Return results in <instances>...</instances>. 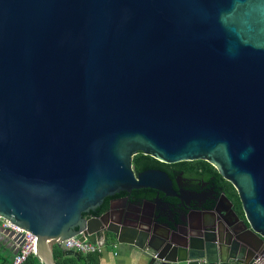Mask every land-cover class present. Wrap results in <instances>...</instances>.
Segmentation results:
<instances>
[{"label":"water","instance_id":"1","mask_svg":"<svg viewBox=\"0 0 264 264\" xmlns=\"http://www.w3.org/2000/svg\"><path fill=\"white\" fill-rule=\"evenodd\" d=\"M137 153L207 161L243 215L223 192L165 221L141 198L114 208L179 197ZM0 217L44 264L79 257L60 243L76 235L150 264H264V0H0Z\"/></svg>","mask_w":264,"mask_h":264},{"label":"flooded vegetation","instance_id":"2","mask_svg":"<svg viewBox=\"0 0 264 264\" xmlns=\"http://www.w3.org/2000/svg\"><path fill=\"white\" fill-rule=\"evenodd\" d=\"M172 163H165L166 166H163L165 169H161L163 171L171 172L170 176L174 181V188L178 190L179 197L176 196H164L161 192L158 193V196L161 197V200H156L154 197L157 195V191L150 189L154 193L150 192L151 196H143L144 198H153V203L147 202L143 197L141 198V206L145 211L148 213L152 209L154 215L158 216V218L162 221H165L166 218H176L177 215H182L185 212V209H190L195 207H210L213 205L212 198L214 196L219 195L220 193L215 188L216 185L211 181L205 179L201 175H196L195 171L201 170L198 168L193 169H174L170 165ZM149 168H156V167H149ZM148 169V168H147ZM168 170V171H167ZM190 170V171H189ZM169 175V173H168ZM122 196H129L133 198L132 193L125 194ZM116 199H113L115 198ZM111 198L113 199L112 205L118 204L117 198L115 196ZM233 207V205H232ZM234 209V207H233ZM218 215L224 216L225 210L223 204L218 205ZM189 218H193L195 220L196 215L193 211H190Z\"/></svg>","mask_w":264,"mask_h":264},{"label":"trees","instance_id":"3","mask_svg":"<svg viewBox=\"0 0 264 264\" xmlns=\"http://www.w3.org/2000/svg\"><path fill=\"white\" fill-rule=\"evenodd\" d=\"M165 165V162H161L153 157H151L150 155H145L142 153H137L136 155H134L132 157V166L134 168V171L140 172L143 171L149 167H156V168H161V169H165L163 166ZM172 166V168L174 169H193V168H198L201 170H197L195 171L196 175H201L203 176L205 179L211 181L212 183H214L216 185V189L218 190L219 193L223 192L233 203V207L235 209V211L238 212V214L240 216H242V211H241V206H240V202H239V198L237 196L236 190L234 189V187L232 186V184L230 182H228L227 180L223 179L222 176L218 173V171L216 170V168L214 166H212L210 163H208L205 160H192V161H180V162H176V163H172L170 164ZM168 171V170H167ZM190 171V170H189ZM169 176L171 175V172L168 171ZM150 192H152L150 190V188H141V189H133L130 193H132V197L134 199H139L142 198L143 196H151ZM154 193V191L152 192V194ZM125 194H129L127 192H120L115 196H122ZM112 197H106L103 201V203L101 204L100 207H98L95 211H93L91 214L92 215H99L102 212H104L109 205V201ZM144 198V197H143ZM90 253L88 254H82L80 253V256H74V255H63L61 248L55 246L53 248V256L55 258V261L58 264H91L93 262H96L95 258H92L90 255ZM38 258L34 255H30L27 257V259L25 260V262L23 264H37ZM209 264V263H206ZM221 264H241V263H237V262H224Z\"/></svg>","mask_w":264,"mask_h":264},{"label":"crops","instance_id":"4","mask_svg":"<svg viewBox=\"0 0 264 264\" xmlns=\"http://www.w3.org/2000/svg\"><path fill=\"white\" fill-rule=\"evenodd\" d=\"M117 202L118 204L114 205V208L122 205L123 199H118ZM3 236L0 230V264H9L14 254V243L10 238ZM89 255L96 260L91 264H150V257L145 253L136 250L129 244H120L116 241L108 242L100 252H90ZM34 256L38 258L37 264H44L37 255ZM250 258L247 256L246 260Z\"/></svg>","mask_w":264,"mask_h":264},{"label":"built area","instance_id":"5","mask_svg":"<svg viewBox=\"0 0 264 264\" xmlns=\"http://www.w3.org/2000/svg\"><path fill=\"white\" fill-rule=\"evenodd\" d=\"M0 224L4 228H10L15 233L21 235V239L16 243V253L13 254L9 264H23L28 256L36 255V241L35 235L19 228L18 226L11 223L9 220L0 217ZM80 235L69 237L61 241V246L66 249H71L82 254H87L90 252H100L104 247L102 242L92 244L85 239L80 240ZM155 256V255H154ZM204 263V260H200ZM174 264H178L175 262Z\"/></svg>","mask_w":264,"mask_h":264}]
</instances>
